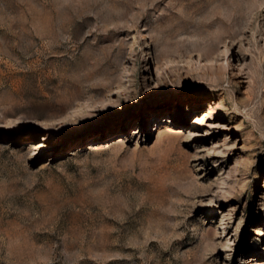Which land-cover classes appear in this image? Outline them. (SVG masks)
Masks as SVG:
<instances>
[{
  "label": "rangeland",
  "instance_id": "1",
  "mask_svg": "<svg viewBox=\"0 0 264 264\" xmlns=\"http://www.w3.org/2000/svg\"><path fill=\"white\" fill-rule=\"evenodd\" d=\"M0 264H264V0H0Z\"/></svg>",
  "mask_w": 264,
  "mask_h": 264
}]
</instances>
